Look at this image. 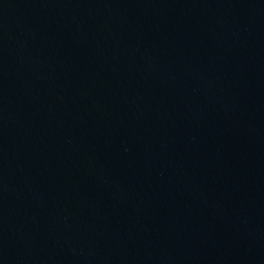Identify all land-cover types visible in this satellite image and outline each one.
<instances>
[{"label":"water","instance_id":"obj_1","mask_svg":"<svg viewBox=\"0 0 264 264\" xmlns=\"http://www.w3.org/2000/svg\"><path fill=\"white\" fill-rule=\"evenodd\" d=\"M0 264H264V0H0Z\"/></svg>","mask_w":264,"mask_h":264}]
</instances>
